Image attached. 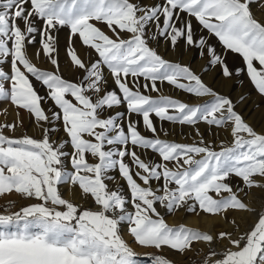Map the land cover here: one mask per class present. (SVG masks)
<instances>
[{"label":"snow or ice","instance_id":"snow-or-ice-1","mask_svg":"<svg viewBox=\"0 0 264 264\" xmlns=\"http://www.w3.org/2000/svg\"><path fill=\"white\" fill-rule=\"evenodd\" d=\"M253 4L264 8V0H162L153 5L135 0H0V103L26 110L42 131L41 139L12 138L3 129L15 131L17 125L0 124V195L15 192L36 201L0 213V264H141L120 234L121 224L132 243L157 250L146 254L149 264H176L163 249L183 257L196 243L208 247L202 264H264V210L243 232L228 215L254 212L240 193L264 188V133L256 132L231 98L216 93L188 65L166 60L150 47V41L163 39L173 49L183 41L202 56L206 51L205 71L218 67L226 79L246 72L264 97V20L255 17ZM184 14L218 38L225 53H218L203 35L197 37ZM65 28L68 63L81 73L76 80L60 71L59 32ZM37 38L36 58L42 54L50 70L38 67L28 54ZM77 41L97 58L82 59ZM229 50L242 57L243 69L226 64ZM5 63L9 70L3 69ZM33 81L45 89L43 95ZM158 82L211 99L192 105L144 94L159 92ZM45 103L51 108L45 109ZM122 106L126 111H112ZM153 116L161 123L195 127L203 122L230 129L231 144L221 141L215 150L199 128V143L161 139ZM140 119L150 136L138 130ZM61 130L64 139L54 141L52 134ZM68 146L71 151H65ZM149 150L159 161L141 158L139 153ZM116 171L128 194L110 187ZM233 178L240 183L232 184ZM66 183L78 186L82 198L91 197L96 208L82 210L63 198L59 187ZM157 205L169 214L183 208L218 216L228 227L212 234L183 224L170 226ZM223 241L218 251L215 246Z\"/></svg>","mask_w":264,"mask_h":264},{"label":"rangeland","instance_id":"rangeland-1","mask_svg":"<svg viewBox=\"0 0 264 264\" xmlns=\"http://www.w3.org/2000/svg\"><path fill=\"white\" fill-rule=\"evenodd\" d=\"M136 3H143L144 5H153L157 3H162V0H135ZM253 14L257 19L264 20V8L258 7L256 4L252 5ZM183 19H190L194 34L199 37L203 35L208 43L211 44L218 53L222 55L225 53L223 46L218 41L214 35L210 34L206 29H203L199 22L194 17H188L187 14L183 15ZM95 23V22H94ZM97 26L100 27L106 34L112 36L113 33L106 27L103 23H97ZM126 36V34H125ZM67 37L68 30L65 28L59 32V63L60 71L63 76L69 80H76L81 73L73 71L68 63V58L65 54V48L67 46ZM75 47L77 48L78 54L86 62L95 60L97 58L94 51L91 49H86L80 46V42L77 41ZM150 47L154 48L158 54H160L164 59L179 62L184 65H188L193 71L199 74L204 83L211 87L219 95L229 97L233 100L236 105V111L239 112L245 122L254 128L258 133H264V97L260 96L258 92L254 89L249 78L247 77L246 72L241 75H233L231 79H226L220 74V69L218 67H208L205 71V66L208 64V55L205 51L204 55H201V50L198 48H189L186 47L181 41L175 49L171 47L170 44H167L163 39H160L158 42L153 40L150 41ZM40 48V45L37 43L29 46L28 54L33 59V62L37 64L41 69L50 70L52 66L50 63L43 57L41 54L39 58H36V51ZM91 53V57H89ZM225 62L230 69L235 70L237 68H244V63L242 57L239 54H234L230 50L227 51L225 55ZM259 67V65H256ZM4 70H9V64L5 63L2 65ZM105 75H108L107 70L105 69ZM142 82V81H141ZM35 87L37 88L40 95H43L45 89L42 88L38 83L33 81ZM114 84L109 79V88H114ZM159 92H147L146 95L152 97H157L158 95H167L173 98L180 99L183 102L195 105L200 104L204 101H208L210 97H195L190 96L187 93H184L178 89H175L173 86L169 85L167 82L160 84L158 82ZM118 91V90H117ZM143 91V90H142ZM245 97V100L241 102L240 97ZM45 109L51 108L50 103H45L43 105ZM115 111H126L125 107L114 108ZM50 115V113H49ZM107 115V113L105 114ZM154 124L157 127L159 138L168 140L170 142L182 143V144H193L199 143L200 136L196 135V128H199L200 134L203 137L205 143H210L215 150H219L221 141L225 144H231L232 137L230 135V129L217 128L215 126H208L203 122H199L195 127L188 125L172 124L169 122L159 121V119L152 117ZM133 120L138 119V117L133 116ZM22 122V125L20 124ZM6 123H15L17 126L15 131H12L8 128L3 129V134L12 138H19L23 135H28L36 139L42 138L41 127L38 126L34 118L30 117V114L26 110L17 109L15 106L11 105L10 102L0 103V124ZM47 126V125H45ZM143 135L150 136L149 133L143 126L142 119H140L139 129ZM63 131H59L52 134V139L56 142L64 139ZM65 151H71L70 146L66 147ZM139 152V150H137ZM142 159L148 161H159V156L150 150L146 153H139ZM115 176V181L110 182V187H120V189L128 194V189L126 183L119 177L118 171L111 173ZM259 179V178H257ZM232 184H239L240 181L236 178H233L231 181ZM155 186V185H154ZM63 198L70 200L74 204L81 205L83 209H95L96 206L92 202L91 197L82 198L81 190L78 186H72L70 184H63L59 187ZM240 198L248 204V206L254 210H258V214L261 210H264V188L254 187L250 190H246L245 193H240ZM262 199V201H260ZM11 202V207L6 206ZM35 200L29 201L22 199L15 192L10 194L0 195V213L7 214V212L18 211L19 208L26 206L29 203H34ZM158 211L165 219V221L170 226H178L183 224L187 227L198 229L201 231H207V225L210 223V227L214 233H218L221 230H224L228 227L220 217L205 214L203 212L198 213H187L185 209H179L174 213L169 214L164 208L157 205ZM232 211L229 212V219L235 218L236 222L240 225V231H247L254 225L258 219L250 225L246 226L251 218L252 212L244 211ZM248 213V214H247ZM249 217V218H247ZM191 219H195V223H192ZM205 219V220H204ZM209 222H207V221ZM212 220V221H210ZM194 224V225H193ZM196 224V225H195ZM246 224V225H245ZM205 225V226H204ZM206 229H204V228ZM120 234L122 237L130 244L133 250L139 254L138 259L141 264H149V257L146 254H156L157 250L151 247H141L132 243V238L127 234V226L125 224L120 225ZM226 244V241L218 243L215 247L219 251L222 249L223 245ZM194 251L186 252L183 257H180L174 251L169 250L167 247L163 249V254L169 259L176 261V264H202L205 256L208 253V247L201 243H196L193 245Z\"/></svg>","mask_w":264,"mask_h":264},{"label":"bare ground","instance_id":"bare-ground-1","mask_svg":"<svg viewBox=\"0 0 264 264\" xmlns=\"http://www.w3.org/2000/svg\"><path fill=\"white\" fill-rule=\"evenodd\" d=\"M260 201H262V199L260 200ZM245 212L244 211H242V213H240V214H244ZM246 214V213H245ZM248 214V213H247ZM251 214V218H249V217H247V218H249V222L247 223V225L246 226H250L255 220H256V217H257V215H258V210H254V212H252V213H250ZM205 220V219H204ZM191 221H192V223H195L194 221H196L195 219H191ZM207 221V220H206ZM210 221H212V220H210ZM207 222H209V221H207ZM194 225V224H193ZM196 225V224H195ZM205 226V225H204ZM204 228V227H203ZM205 229V228H204ZM206 230V229H205ZM207 230H208V232L209 233H212V234H214V231L212 230V228L210 227V223H208V225H207Z\"/></svg>","mask_w":264,"mask_h":264}]
</instances>
